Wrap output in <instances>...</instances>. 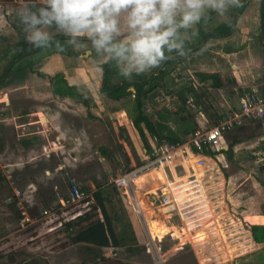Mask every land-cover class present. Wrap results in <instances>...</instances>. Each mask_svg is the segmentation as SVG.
Here are the masks:
<instances>
[{
    "label": "crops",
    "instance_id": "0c3cea01",
    "mask_svg": "<svg viewBox=\"0 0 264 264\" xmlns=\"http://www.w3.org/2000/svg\"><path fill=\"white\" fill-rule=\"evenodd\" d=\"M249 1V6L237 22L235 33L229 38L220 39L225 42V47L219 49L216 43L208 42L203 50L187 58L191 60L190 64L193 68L196 67L195 79L197 81H187L181 69L175 82L171 83L173 91L194 85L201 97L199 99L189 98L188 101L192 100L196 108L189 107L187 101L184 111H181V102L177 96L172 94L165 97L157 96L153 103L155 108L147 109L152 115L153 122L162 123L167 127L166 134L173 132L182 139L185 132L214 126L224 114L238 110L242 97L252 92L264 95V81L255 77L253 72L252 76L250 75L251 67L264 65L262 43L255 47L249 43L252 34L248 22L252 17H256V14L259 16L260 0ZM253 4H259V11L250 10ZM5 6L12 14L5 16L0 12V25L4 21L7 25L2 33L0 31V70L3 68L0 75L3 74L15 54L12 47L18 41V36L13 28L14 15H17L24 4H5ZM258 36H260L259 33ZM211 41L215 42V40ZM89 49L90 45L88 49L75 50L72 48V51L76 53L75 57L64 54L45 56L35 69L36 72L47 75V78L39 77L34 73L21 84L8 86L0 84V105L5 106V109L0 112V124H2L0 139L7 138L6 130L11 132L12 138L18 133H23L22 139L19 135L17 138L22 149L21 163L18 165L23 167L25 173L21 175L22 178L16 179L18 183H24L25 179L28 191H26L27 194L22 193L23 199H20L15 195V192L20 190L14 189V195L18 199L17 211H20L25 218L23 222L27 218H36L38 216L36 210L41 211L34 207V201L38 202V206L44 207L53 199L57 207L63 206L69 197V181L72 179L78 184L79 175L77 173H84L91 168L88 157L100 154L98 161L102 166L107 159L117 164L116 175L112 169H107V177L110 180L112 177H118L140 166L142 163L137 161V156L143 157L146 151L154 149L159 143L158 138L144 128L134 125L132 114L130 112V118L129 109L123 105V102L113 101L101 92L104 63H98L94 51ZM200 73H217L222 86L213 88L212 81H202L199 78ZM59 74L64 77L67 85L63 93L57 92L54 82L51 81ZM170 111L171 113L168 114L167 112ZM106 119L111 121L112 131L115 134L122 132L118 138L117 149L121 151L123 161L119 153L112 152L111 147L116 146L115 139L110 136L111 130ZM175 119L180 120L178 124L173 121ZM234 131H236L235 140L227 145V137H225L221 143L222 150L218 154L212 152V158L217 156L218 160H226V158L233 160L239 148L246 144L242 141L243 139L239 138L241 135H243L242 138H250L249 148H256L257 140L264 144V121H247ZM96 147L98 150L95 149ZM230 148H232L231 155L227 153ZM259 150L264 153V146ZM135 151L138 155L134 154ZM79 164L86 165L79 166ZM25 165H27L26 168ZM140 175L134 181L138 186L147 182L148 179V175L143 176L145 180L139 177ZM89 182L87 187L85 184V189L89 190L85 193L87 202L81 203V206H84L83 211L75 216L74 208L64 209L67 216H70L65 220L64 225L71 231L77 226L80 216H84L83 220H88L94 215L100 223L102 222V216L94 208V202H92L93 193L98 190L99 184L94 181ZM120 195H122L121 192ZM136 198L138 199L137 194ZM138 203L141 212L145 214L144 203L141 204L140 200ZM86 207H90L91 210L87 211ZM249 216L264 218V213L251 212L246 215V220ZM137 217L132 216L131 218L133 228ZM247 222L250 223L248 220ZM36 225L32 228L35 229ZM251 226L264 225L252 223L248 225L252 241L261 249L263 246L253 240Z\"/></svg>",
    "mask_w": 264,
    "mask_h": 264
},
{
    "label": "rangeland",
    "instance_id": "374dc122",
    "mask_svg": "<svg viewBox=\"0 0 264 264\" xmlns=\"http://www.w3.org/2000/svg\"><path fill=\"white\" fill-rule=\"evenodd\" d=\"M258 8L259 4H253L250 10H258ZM229 16L230 11L223 18L218 17L213 12L211 21L203 23L202 26L208 33L229 19ZM248 25L252 34L249 43L253 44L254 47L255 45H260V36H258L260 19L258 14L250 19ZM6 26V21L0 25L1 33L7 28ZM209 43H216L219 49L226 45L223 40L209 41ZM75 54L72 51L69 53L72 57H75ZM190 63L191 60L184 59L181 66L175 64L173 68H176L177 72L182 69L187 81H197L195 79L196 67L193 68ZM2 70L3 68H1L0 72ZM252 72L255 77L264 81V65L251 67V76ZM168 82L169 85L173 83L171 81ZM161 95L164 96L165 93ZM189 98L193 97L190 96ZM154 102V100H151V104H147L146 109H154ZM127 107L129 109L128 116L131 118L132 106L127 104ZM3 109H5V106L1 104L0 112ZM106 121L109 122L110 136L115 139L116 146L111 147L113 148L112 152L115 154L119 153L121 161H123L121 151L117 149L118 138L122 135V132L118 133V135L115 134L112 131L111 121L108 119ZM173 121L178 124L180 120L175 119ZM191 133L192 131L185 132L182 141H187ZM5 135H7L4 140L5 149H0V264H18L24 261L34 262V264H102L99 261L100 256L113 260L118 259L129 264H186L187 262H184L180 255L187 249L188 245L191 246L198 264H245L251 261V254L260 250V247L252 241L248 225L250 223L264 225V218L249 216L247 220L250 223L246 220V215L251 212L264 213V153L259 150L264 144L258 140L256 148H249L250 144L248 142L250 138H242L243 135H241L239 138L243 139L242 141L246 142V144L239 148L233 160L227 158L226 160H218L213 157L207 161L208 173L205 175L204 184L208 190L211 202L214 203L211 208H214L215 212L201 222L206 224L205 226L196 231L191 228V231L194 232L193 235L197 234L200 236L199 238L196 236V238H191L192 236L189 234L187 227L178 217H170L160 209L159 202L156 201L158 197H156L155 193L158 188V181L149 180L140 186L135 183L131 187L132 193L135 196L137 194L141 204L144 203L145 205V215L142 212L144 221L143 218H138L134 213L130 204L131 199L127 195L122 193V196L120 195L121 191H113V189L117 188L114 183L109 182L107 169H112L116 175L118 172L117 164H113L107 159L104 164L106 166H102L98 161L100 154L88 157L89 163L91 162V168L84 173H77L79 175V187L83 189L85 184L87 187L90 183L89 181L102 185L107 188V192L113 197L115 209L113 211V208L110 207L112 214L117 212L124 220L127 218L131 220L132 216L137 217L134 230L138 246L134 247V253H131L126 249L103 247L107 242V238L105 237L106 234L103 236V231L101 230L99 234L102 236L99 237H102L101 242L103 244H101L102 246L94 244L91 240L92 238H89L87 234L102 223L94 215L88 220H83L82 217L84 216H80L73 231L64 225L65 220L70 218L69 215L67 216L66 211L62 212L56 219L42 220L41 214L45 210L57 206L53 199L44 207L37 205V199V203L33 202L34 207L41 209V211L36 210L38 216L36 215L37 217L32 218V220H38L40 224L23 222L25 218L20 211H17L18 199L14 195L15 188L21 191V195L22 193L27 194L26 191H28L26 180L24 179V183H18L16 179L22 178L21 175L25 173L23 167L18 165L21 163L20 153H22V149L17 138L19 135L22 139L23 133H18L16 137L12 138L11 132L6 130ZM226 137L227 145H229L235 140L236 131L229 133ZM134 154L138 155L136 151ZM141 157V155L137 156L139 163H142ZM81 165L84 166L86 164H79V166ZM69 177L72 178L71 175ZM143 178L145 180V177ZM22 197L20 196V199ZM138 199L137 201H139ZM83 207L81 205L72 207L75 210L73 212L74 215H78L83 211ZM89 210H91L90 207L87 211ZM121 224H116L118 232L121 231ZM33 225H36L35 229L32 228ZM178 234L184 238L175 237ZM89 246L98 250L102 248V250L96 255L86 250V247Z\"/></svg>",
    "mask_w": 264,
    "mask_h": 264
},
{
    "label": "clouds",
    "instance_id": "9594fccd",
    "mask_svg": "<svg viewBox=\"0 0 264 264\" xmlns=\"http://www.w3.org/2000/svg\"><path fill=\"white\" fill-rule=\"evenodd\" d=\"M242 6L241 0H25L17 18L32 48L90 45L98 63L114 64L130 81L187 57L186 42L210 13L223 18Z\"/></svg>",
    "mask_w": 264,
    "mask_h": 264
},
{
    "label": "trees",
    "instance_id": "16d2710c",
    "mask_svg": "<svg viewBox=\"0 0 264 264\" xmlns=\"http://www.w3.org/2000/svg\"><path fill=\"white\" fill-rule=\"evenodd\" d=\"M241 2L243 6L238 9H231L229 19L225 20L212 31L208 33L205 32L202 24L211 21L213 12L208 15L206 20L202 21L197 26L198 35L190 37V39L186 42L187 48L191 49V52L187 57H176L175 59L169 60L158 69H153L150 72L140 75H133L130 81L118 75L114 64L104 63V79L101 92L113 101L123 102V105L126 106V108H128L127 104L132 106L133 113H131L134 125L144 128L151 135L158 138L159 142L163 139H166L171 143L182 142V139L175 133L170 132L166 134L165 131L167 130V127L164 124L153 122L152 115L147 111L146 105L157 96H162L161 94L165 93L164 97L174 94L182 104L180 110L184 111V107L186 106L190 96L194 99H199V97H201L194 85L184 87L179 91H173L171 89V85L168 84V81L175 82L178 74L176 68H173V66L175 64H177V66H181L184 59H187L194 53L203 50L209 41L231 37L236 31L237 22L250 4L249 0H241ZM259 19V34L264 49V0H260ZM13 28L16 30L18 41L12 47V51L15 53L13 58L9 61L3 74L0 75L1 85L8 86L10 84H21L34 73H36L39 77L47 78V75L36 72L35 68L41 60L45 56L52 54L69 55L72 51V47L68 45L64 46L63 51H59L54 45L52 47L42 49L32 48L25 41V33L22 25H20L18 21L17 15H14ZM56 38L61 42L67 39V37L63 35H58ZM198 76L202 81H212L213 88H220L222 86V81L217 73H200ZM51 81L54 82L57 92L63 93L65 91V87H67V85L65 84L64 77L61 74L52 78ZM68 89L70 88L68 87ZM167 113L169 114L171 111ZM161 122L164 121L161 120ZM0 149H5L4 140L2 139H0ZM227 153L231 155L232 148H230ZM81 190L85 193L89 192V190L85 188ZM107 191V188H103L102 185H98V190L93 193L92 202H94V208L97 209L102 216V223L99 227L91 230L87 236L92 238L91 240L94 244L101 245L103 244L101 242L102 237H99L102 236L99 234L101 230L103 231V236L106 234L105 237L107 238V242L103 245V247L106 246L110 248L113 247L114 249H126L127 251L134 253L133 248L138 246V240L133 224L129 218L124 220L119 213H111L112 210H110V207L113 208V211L115 209L113 205L114 201L111 194ZM113 191L116 192L117 189H113ZM84 202H87V200L85 199L82 203ZM144 215L142 214L143 220ZM117 223H122L120 232L116 229ZM250 230L253 240L263 247L256 253L251 254V261L245 264H264V226H251ZM175 237L179 239L184 238L180 234L175 235ZM86 250L97 255L99 254V251L101 252L102 248H99L98 250L95 247L89 246L86 247ZM180 258L184 262L186 261V264H198L190 245H188L187 249L181 253ZM99 261L102 264H129L121 260H113L105 256H100ZM18 264H34V262L24 261Z\"/></svg>",
    "mask_w": 264,
    "mask_h": 264
},
{
    "label": "built area",
    "instance_id": "2783aa9c",
    "mask_svg": "<svg viewBox=\"0 0 264 264\" xmlns=\"http://www.w3.org/2000/svg\"><path fill=\"white\" fill-rule=\"evenodd\" d=\"M24 3L25 0H0V12L10 16L12 13L5 4ZM188 106L196 108L192 100L188 101ZM260 109H264V95L252 92L242 97L238 110L224 114L214 126L192 131L185 142L171 143L163 139L154 149L143 154L140 166L118 177H112L109 182L114 183L121 193L131 199L134 213L142 217L140 205L131 187L140 174L148 175L147 181H158L155 193L160 209L170 217H178L187 227L191 238H199V235H193V231L205 226L206 224L201 222L215 212L214 208H211L214 203L211 202L204 184L205 175L208 173L207 161L212 159V152L218 154L222 150L221 143L227 134L247 121H264V113ZM215 157L217 159V156ZM69 186V198L66 203L45 210L42 220L56 219L65 208L79 206L87 198L74 180L69 181ZM15 195L20 197L21 192L16 191ZM26 221L32 224L40 223L30 218Z\"/></svg>",
    "mask_w": 264,
    "mask_h": 264
},
{
    "label": "water",
    "instance_id": "95a60500",
    "mask_svg": "<svg viewBox=\"0 0 264 264\" xmlns=\"http://www.w3.org/2000/svg\"><path fill=\"white\" fill-rule=\"evenodd\" d=\"M12 259H13V261H14V257L12 256Z\"/></svg>",
    "mask_w": 264,
    "mask_h": 264
}]
</instances>
